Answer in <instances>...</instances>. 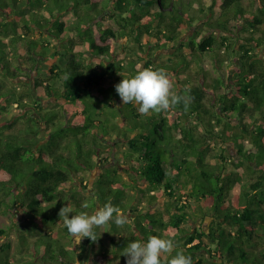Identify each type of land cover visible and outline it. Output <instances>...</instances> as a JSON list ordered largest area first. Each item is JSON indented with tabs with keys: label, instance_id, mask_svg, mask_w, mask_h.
I'll use <instances>...</instances> for the list:
<instances>
[{
	"label": "trees",
	"instance_id": "16d2710c",
	"mask_svg": "<svg viewBox=\"0 0 264 264\" xmlns=\"http://www.w3.org/2000/svg\"><path fill=\"white\" fill-rule=\"evenodd\" d=\"M262 51L264 0H0V215H13L0 264H118L152 235L174 238L162 264L176 251L264 264ZM208 57L222 73L211 88ZM141 62L164 68L187 108L123 104L115 85ZM109 200L131 222L76 245L59 209Z\"/></svg>",
	"mask_w": 264,
	"mask_h": 264
},
{
	"label": "clouds",
	"instance_id": "9594fccd",
	"mask_svg": "<svg viewBox=\"0 0 264 264\" xmlns=\"http://www.w3.org/2000/svg\"><path fill=\"white\" fill-rule=\"evenodd\" d=\"M173 87L164 68L139 67L133 76L124 78L115 85V90L123 104H135L141 115H149L169 111L180 104L187 108L188 99L176 93ZM82 207L87 209L89 203L85 201ZM72 213L73 209L66 205L59 209L58 215L63 219V224L76 245L85 238L95 242L97 238L94 229L103 227L110 221L117 226H123L127 222V217L110 200L91 215L87 212ZM175 247L174 238L157 235L149 236L146 242H130L124 247L126 264H162L161 258L173 253ZM167 264H193V260L183 251H176Z\"/></svg>",
	"mask_w": 264,
	"mask_h": 264
},
{
	"label": "rangeland",
	"instance_id": "374dc122",
	"mask_svg": "<svg viewBox=\"0 0 264 264\" xmlns=\"http://www.w3.org/2000/svg\"><path fill=\"white\" fill-rule=\"evenodd\" d=\"M209 2H210V0H208ZM244 3H245V5L248 7V8H251L252 10H257V8H258V3H259V0H244ZM96 30V29H95ZM262 53L264 54V51H262ZM136 57V55H129V59H127V60H130V59H132V58H135ZM206 65L208 66V68H209V71H208V73H209V79H208V83L210 84V88L212 87L211 85L213 84H216V82L218 83V81L219 80H221V79H218L219 77H220V75L222 74L220 71H218V70H216L215 69V63H214V61L212 60V59H210L209 57L208 58H206ZM144 66V62H141V63H139L138 64V68L139 67H143ZM197 68H198V66H197ZM200 70L202 69L201 67L199 68ZM224 72H223V74H224V77H226L227 76V74H228V72L227 71H229V68L227 67V63H226V65H225V67H224V70H223ZM189 74H191L192 75V77L194 76V78H195V80H194V83H199V81L201 80L202 81V76H201V74L199 75L198 74V71H197V69L196 70H191V71H188L187 72V75H185L184 77H186V76H188ZM216 79H218V80H216ZM177 90V89H176ZM226 90V89H225ZM225 90H223V89H219V93L220 92H223V91H225ZM38 93H39V91H38ZM39 94H41V93H39ZM108 97H110V99L112 98V95H107L106 94V96H102L101 97V102H103V101H105V100H107L108 99ZM47 101L49 102V101H51V100H49V99H46V101H44V104H46L47 103ZM171 110H174L173 108L171 109ZM14 112L15 113H19V108H15L14 109ZM128 119H129V121H130V123L132 124V117L129 115L128 116ZM113 127V126H112ZM131 127H132V125H131ZM113 129V128H112ZM128 130H130V127L128 126L127 127V131ZM123 148V147H122ZM229 148H230V151H231V153L233 154V155H235V156H237V151H236V149H235V147H234V145H230L229 146ZM121 163V162H120ZM112 164L113 165H117V164H119V162L115 159V160H113V162H112ZM122 164V163H121ZM95 176H96V174H94V175H92L91 176V179H90V181L93 183L94 182V179H95ZM125 179L126 180H128L129 179V176H127V175H125ZM67 186H71L70 184H68ZM69 187H67V188H69ZM82 187V186H81ZM239 190H240V187L239 186H237V188L235 189V192L236 193H238L239 192ZM81 191H85V192H90V193H92L93 192V188L92 187H90L89 189H84V187H82V189H81ZM84 194V196H87V194L86 193H83ZM122 213V212H121ZM13 215L12 214H7V215H0V227H5V228H7L8 226H10L11 224H13ZM127 217V220H129L130 222H131V220H132V215H128V216H126ZM105 227H106V225L105 226H103V227H100L101 228V230H104L105 229ZM3 241H5V240H3ZM3 241H1L0 242V247H1V245L3 244ZM65 241H68V240H65ZM11 242H12V245H13V247H12V252H13V254L14 253H16L17 251H18V241H17V235H16V233H13L12 234V236H11ZM82 242V241H81ZM117 263L118 264H126V262H119V261H117ZM78 264H80V263H78ZM89 264H92V262L91 263H89Z\"/></svg>",
	"mask_w": 264,
	"mask_h": 264
}]
</instances>
